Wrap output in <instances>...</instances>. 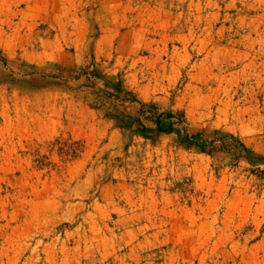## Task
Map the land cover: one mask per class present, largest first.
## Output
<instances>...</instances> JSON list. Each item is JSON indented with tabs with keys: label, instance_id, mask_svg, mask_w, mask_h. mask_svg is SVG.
<instances>
[{
	"label": "rangeland",
	"instance_id": "374dc122",
	"mask_svg": "<svg viewBox=\"0 0 264 264\" xmlns=\"http://www.w3.org/2000/svg\"><path fill=\"white\" fill-rule=\"evenodd\" d=\"M0 264H264V0H0Z\"/></svg>",
	"mask_w": 264,
	"mask_h": 264
},
{
	"label": "trees",
	"instance_id": "16d2710c",
	"mask_svg": "<svg viewBox=\"0 0 264 264\" xmlns=\"http://www.w3.org/2000/svg\"><path fill=\"white\" fill-rule=\"evenodd\" d=\"M140 108L138 109V118L132 120L131 118H126V122L130 121H137L134 125L131 123H125L123 120H116L121 128L124 129H129L133 127H138L139 129L142 130H147L146 128L143 127L141 118L151 121L154 125L155 128L153 131L156 133L159 132H165V133H176V139L177 142L187 148H195L203 152H208L209 149L212 147V141H207L206 138H203L201 134H189V133H182L181 130L175 129L174 126V121L173 115L167 111V110H162L159 108L156 104L154 103H139ZM132 125V126H131ZM237 146L239 149H245L244 146L238 142Z\"/></svg>",
	"mask_w": 264,
	"mask_h": 264
}]
</instances>
